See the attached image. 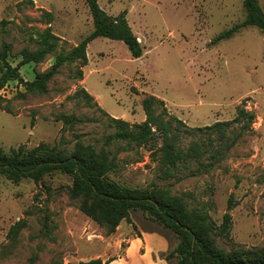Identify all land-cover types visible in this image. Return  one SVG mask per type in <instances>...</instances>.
<instances>
[{
    "label": "rangeland",
    "instance_id": "rangeland-1",
    "mask_svg": "<svg viewBox=\"0 0 264 264\" xmlns=\"http://www.w3.org/2000/svg\"><path fill=\"white\" fill-rule=\"evenodd\" d=\"M29 1L0 0V49L4 42L12 45L8 61L14 67L22 60L23 48L36 49L30 35L46 27L42 10L54 14L52 28L66 51L94 32L86 0ZM243 1L98 0L109 15L126 14L141 40L143 57L133 58L124 42L98 37L87 48L83 83L75 80L69 66L61 69L44 95L27 93L18 82L8 83L0 91V148L9 152L20 145H57L62 138V146L73 148L77 135L100 148L114 132L110 117L140 124L146 119L143 98L156 96L186 123L182 148L197 142L204 156L166 179L157 152L154 157L148 148L117 144L112 149L127 150L119 153L120 171L113 179L132 188L170 189L190 207L208 212L218 226L233 199L231 237H219L221 247H264V35L248 26L230 39L212 43L245 20ZM260 5L264 10V0ZM54 60L49 56L42 63L24 65L20 74L33 82ZM82 87L94 102L73 97ZM240 108L256 116L248 128L243 120L233 122ZM63 114H75L85 123L66 129L58 120ZM218 121L230 122L222 140L218 132L185 131ZM161 144L158 141L157 147ZM71 184L72 178L60 172L38 184L30 179L13 183L0 175V264H75L122 256L127 243L119 240L117 231L107 235L79 210L69 197ZM45 215L50 218L46 235ZM131 218L148 230L165 233L171 249L176 246L174 233L141 211L132 212ZM20 219L27 226L17 238H9L10 228Z\"/></svg>",
    "mask_w": 264,
    "mask_h": 264
},
{
    "label": "trees",
    "instance_id": "trees-1",
    "mask_svg": "<svg viewBox=\"0 0 264 264\" xmlns=\"http://www.w3.org/2000/svg\"><path fill=\"white\" fill-rule=\"evenodd\" d=\"M29 3L34 4L30 0ZM94 22V32L79 44L64 50L60 43L63 39L54 33L52 24L55 20L51 11L42 10L44 29L31 33L30 37L36 45L35 50L28 46L20 52L21 62L12 66L9 55L12 45L4 42L0 49V91L10 82H18L26 87L27 93L47 94L50 82L60 73L64 66L72 67L75 80H84V67L88 64L87 48L91 41L98 37L124 42L135 59L143 57V47L138 37L132 31L126 14L111 16L103 10L98 0H86ZM245 20L233 28L221 33L212 43L230 39L242 28L254 26L264 35V10L260 0H244ZM49 56L54 57L50 69L37 73L33 82L25 81L20 74L22 66L44 62ZM73 97L83 98L87 103L94 102V97L83 87L78 89ZM1 100V98H0ZM146 119L138 124H131L122 119L110 117L109 126L114 129L104 138L102 147L86 144L82 135H77L73 148H68L65 139L57 145L41 143L28 149L24 145L13 148L9 152L0 148V175L13 183H20L30 179L36 184L53 173H63L72 178L68 188L71 200L78 203L79 210L106 230L107 235L114 234L123 221L132 224L131 214L141 211L147 219L156 223L167 231L174 233L177 244L165 255L170 264H264V247L245 248L234 246L230 249L222 248L219 237L230 239L233 218L230 214L234 206L230 199L228 212L222 218L221 225H217L208 212L198 207H190L180 195H174L170 189L162 188H132L120 184L112 176L120 171L119 153L127 146L148 148L157 160L164 178H175L187 163L201 159L206 151L201 150L197 142H193L188 149L181 146L180 136L186 123L169 113L164 100L148 95L142 100ZM98 106V104L96 103ZM1 106V102H0ZM102 112L103 109H100ZM7 113H11L5 108ZM107 114V113H106ZM255 114L245 109H238V117L233 122L244 121V128L250 127L255 121ZM64 128L74 129L85 123L75 114H63L59 117ZM230 122H216L204 128L186 129L207 131L210 135L218 132L221 140L226 138ZM158 141L162 144L157 147ZM217 154L211 155L218 158ZM210 163L207 166H213ZM45 220V235L49 233L48 215ZM27 226L23 219L18 220L9 230V238H17ZM164 237L165 233L158 232ZM168 238V237H167ZM176 259V263L173 260ZM113 260L104 262L102 259L81 261L75 264H110Z\"/></svg>",
    "mask_w": 264,
    "mask_h": 264
},
{
    "label": "crops",
    "instance_id": "crops-1",
    "mask_svg": "<svg viewBox=\"0 0 264 264\" xmlns=\"http://www.w3.org/2000/svg\"><path fill=\"white\" fill-rule=\"evenodd\" d=\"M132 220L136 228L126 221L118 227L117 236L127 243V248L122 256L113 259L110 264H170L165 255L171 251V246L165 237Z\"/></svg>",
    "mask_w": 264,
    "mask_h": 264
},
{
    "label": "water",
    "instance_id": "water-1",
    "mask_svg": "<svg viewBox=\"0 0 264 264\" xmlns=\"http://www.w3.org/2000/svg\"><path fill=\"white\" fill-rule=\"evenodd\" d=\"M138 41H139V42H141V40H140V39H139Z\"/></svg>",
    "mask_w": 264,
    "mask_h": 264
}]
</instances>
